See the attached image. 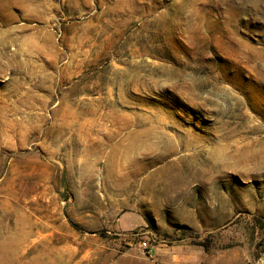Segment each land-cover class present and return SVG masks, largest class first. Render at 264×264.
<instances>
[{
    "label": "rangeland",
    "instance_id": "rangeland-1",
    "mask_svg": "<svg viewBox=\"0 0 264 264\" xmlns=\"http://www.w3.org/2000/svg\"><path fill=\"white\" fill-rule=\"evenodd\" d=\"M0 264H264V0H0Z\"/></svg>",
    "mask_w": 264,
    "mask_h": 264
},
{
    "label": "built area",
    "instance_id": "built-area-1",
    "mask_svg": "<svg viewBox=\"0 0 264 264\" xmlns=\"http://www.w3.org/2000/svg\"><path fill=\"white\" fill-rule=\"evenodd\" d=\"M148 247H149V246H148V243H147V242H142V243H141V248H142V249L145 250V249H147Z\"/></svg>",
    "mask_w": 264,
    "mask_h": 264
}]
</instances>
